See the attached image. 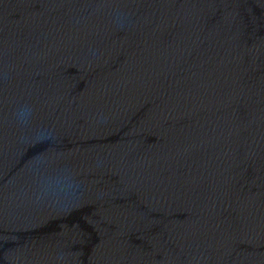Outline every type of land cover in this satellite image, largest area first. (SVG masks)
<instances>
[{
  "label": "water",
  "instance_id": "obj_1",
  "mask_svg": "<svg viewBox=\"0 0 264 264\" xmlns=\"http://www.w3.org/2000/svg\"><path fill=\"white\" fill-rule=\"evenodd\" d=\"M0 264H264V0H0Z\"/></svg>",
  "mask_w": 264,
  "mask_h": 264
}]
</instances>
